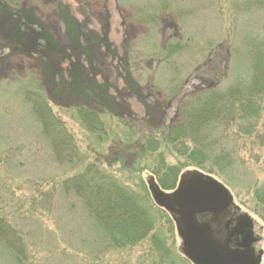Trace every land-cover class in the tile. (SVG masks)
Returning <instances> with one entry per match:
<instances>
[{
  "label": "rangeland",
  "instance_id": "obj_1",
  "mask_svg": "<svg viewBox=\"0 0 264 264\" xmlns=\"http://www.w3.org/2000/svg\"><path fill=\"white\" fill-rule=\"evenodd\" d=\"M17 2L18 11L32 14L38 32L23 33L10 13L0 16V218L21 239L24 251L16 257L0 245V264H192L180 250L174 226L138 181L151 176L159 186L154 175L160 166L158 153L165 166L178 170V178L192 169L177 146L160 144L158 153L148 154L137 167L142 173L135 168L134 175H123L126 182H120H128L132 191L153 204L168 256L157 252L150 238L134 247H108L82 203L62 185L80 172L82 164L95 161L100 171L117 179L121 165L108 163L127 146L125 137L138 143L154 131L161 141L163 131L177 121L182 100L203 88L224 89L247 81L248 48L264 47V0ZM2 4L8 0H0ZM63 11L72 18L66 17L67 23ZM41 26L121 104L119 118L99 110L103 135L81 125L76 110L84 107L82 102L60 107L48 98L47 77L53 76L58 87L67 60L58 68L57 62L40 58L43 48H25L38 47ZM27 93L47 98L45 111L50 109L65 125L76 151L72 163L52 152V141L34 117ZM225 119L220 129L233 152L232 169L220 175L208 165L212 174L202 173L224 185L240 212L253 219L264 264V209L253 200L254 192L264 189V101L251 126L234 117ZM251 130L256 133L243 134Z\"/></svg>",
  "mask_w": 264,
  "mask_h": 264
},
{
  "label": "trees",
  "instance_id": "obj_2",
  "mask_svg": "<svg viewBox=\"0 0 264 264\" xmlns=\"http://www.w3.org/2000/svg\"><path fill=\"white\" fill-rule=\"evenodd\" d=\"M9 1L13 2V5ZM8 3L0 5V16L2 13H10L13 19L20 22L21 32L37 33L38 28L32 23L34 19L32 14L28 11H18L15 6L19 3L17 0H8ZM62 15L63 20L66 17L72 19L67 13L65 15V11ZM68 19H65L66 23ZM0 30L3 31L1 25ZM39 36L40 40L36 43L38 47L25 48L30 51L33 48L35 50L43 48L41 53L39 52L40 58L57 62L58 68L67 60V69L60 70L61 81L58 87L57 82L52 79L53 76L47 77L48 98L55 99V105L60 107H71L70 104L74 101L82 102L84 107L76 110L81 125L89 132L103 135L105 131L99 119V110L119 118L121 104L107 87L85 70L79 60L74 59L72 55L67 56L66 51L58 47L42 26ZM33 37L37 38L35 35ZM19 43L23 45L22 41ZM248 58L250 73L247 81L233 83L224 89L216 86L203 88L182 100L177 107V121L163 131L161 141L155 137L154 131L147 133L146 139L138 143H130V136L125 137L127 146H122L120 152L108 163L109 166L121 165L118 169L120 177L116 179L112 174H104L100 171V164L95 161L82 164L80 172L63 182L65 192L72 193L82 203L85 213L102 231L105 242L109 243L108 247L116 249L134 247L150 238L156 251L168 256V249L160 238L153 204L144 196L132 191L128 182L126 184L120 182H126L123 175H134L132 170L135 168L136 172L142 173L137 167L147 161L148 154L158 153L160 144L177 146L174 147L175 150L183 154L193 170L212 174L213 169L208 167L211 165L220 171V175L230 171L233 166V152L228 148V141L222 135L220 129L223 126L222 122L226 121L225 118L230 120L234 117L237 121L251 126L249 124L259 117L260 104L264 101V47H260L259 44L256 47H249ZM45 69L44 74L47 76L48 68ZM25 96L34 117L43 127L44 135L52 141L50 142L54 155L72 163L76 159L73 139L61 120L53 115L50 109H47L49 113L45 111L47 98L30 93ZM255 133L251 130L244 131L243 134L251 136ZM158 154L160 166L154 175L158 177L159 186L164 191H171L176 187L179 172L175 167L165 166L161 153ZM149 177L145 181L138 178L143 188L144 185L147 187ZM253 197L254 202L264 209V189H257ZM163 212L167 222L174 226L171 217ZM0 245L10 252H15L16 257L24 251L21 239L15 236V232L3 218H0Z\"/></svg>",
  "mask_w": 264,
  "mask_h": 264
},
{
  "label": "water",
  "instance_id": "obj_3",
  "mask_svg": "<svg viewBox=\"0 0 264 264\" xmlns=\"http://www.w3.org/2000/svg\"><path fill=\"white\" fill-rule=\"evenodd\" d=\"M147 184L154 204L172 216L182 241L181 251L192 264H260L261 253L254 255L251 232H246L238 244L241 249H232L229 240L222 243L215 236L210 222L198 219L209 214V221L217 223L214 219L233 205L231 194L222 184L198 171L184 172L170 194L163 192L153 177Z\"/></svg>",
  "mask_w": 264,
  "mask_h": 264
},
{
  "label": "flooded vegetation",
  "instance_id": "obj_4",
  "mask_svg": "<svg viewBox=\"0 0 264 264\" xmlns=\"http://www.w3.org/2000/svg\"><path fill=\"white\" fill-rule=\"evenodd\" d=\"M198 219L210 222L215 236L222 243L229 240V247L232 249H241L238 248V244L242 243L243 239H245L246 232H251L253 238L252 247L254 251L256 250L255 246L259 243V240L255 231V225L253 221L241 214L236 207L232 206L228 208L225 214L216 217L214 220H216L217 223H211V221H209L211 219L209 214L201 215ZM226 224L228 227H225ZM247 225H250L251 228L248 229L246 227ZM244 242H246V240Z\"/></svg>",
  "mask_w": 264,
  "mask_h": 264
}]
</instances>
